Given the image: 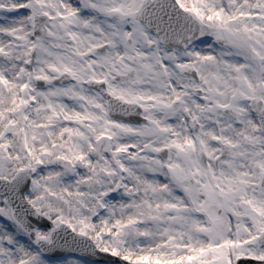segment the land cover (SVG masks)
<instances>
[{
    "label": "snow or ice",
    "instance_id": "snow-or-ice-1",
    "mask_svg": "<svg viewBox=\"0 0 264 264\" xmlns=\"http://www.w3.org/2000/svg\"><path fill=\"white\" fill-rule=\"evenodd\" d=\"M0 264H264V0H0Z\"/></svg>",
    "mask_w": 264,
    "mask_h": 264
}]
</instances>
